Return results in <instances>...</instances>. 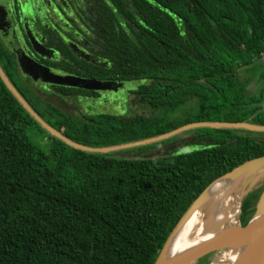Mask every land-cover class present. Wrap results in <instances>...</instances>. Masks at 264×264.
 <instances>
[{"label":"trees","instance_id":"trees-1","mask_svg":"<svg viewBox=\"0 0 264 264\" xmlns=\"http://www.w3.org/2000/svg\"><path fill=\"white\" fill-rule=\"evenodd\" d=\"M98 4L97 41L105 46L108 65L80 75L144 80L134 91L141 103L170 111L196 100L195 115L181 123L163 122L160 115L147 120L62 112L22 81L14 55L0 40L1 66L52 126L83 144L107 146L194 121L264 124V71L253 75L264 57V0ZM254 81L262 83L255 94ZM33 127L43 136L38 144L27 133ZM188 145L196 148L182 152ZM120 151L91 153L54 138L0 77V264H155L193 201L217 178L264 155V133L205 127L153 157H118ZM259 186L253 184L242 203V225L255 213Z\"/></svg>","mask_w":264,"mask_h":264},{"label":"flooded vegetation","instance_id":"flooded-vegetation-1","mask_svg":"<svg viewBox=\"0 0 264 264\" xmlns=\"http://www.w3.org/2000/svg\"><path fill=\"white\" fill-rule=\"evenodd\" d=\"M98 8V0H0V40L14 55L16 70L22 81L30 84L32 89L45 93L53 102L62 103V99L64 102L68 98L66 96L78 100L80 96V92L64 95L57 90V86H71L47 83L25 73L18 62L19 49L51 73L108 80L80 75L90 72L97 65H108L105 46L97 41L100 38ZM91 91L97 94L102 90ZM240 217L238 223L241 224Z\"/></svg>","mask_w":264,"mask_h":264},{"label":"water","instance_id":"water-1","mask_svg":"<svg viewBox=\"0 0 264 264\" xmlns=\"http://www.w3.org/2000/svg\"><path fill=\"white\" fill-rule=\"evenodd\" d=\"M39 50V47L37 48ZM18 62L22 70L28 75L32 76L34 79H41L47 83H53L57 85L71 86L76 88H82L86 90H106L109 88H115L116 86L125 85L124 81H108V80H96L92 78H84L76 75H57L51 73L47 67H44L34 60L30 59L24 54L22 50H17ZM0 77L19 101V103L25 108V110L44 128L51 136L57 138L67 145L86 152L91 153H109L119 150H124L133 147H139L143 145H148L158 141L169 139L183 131L198 127H210V128H228V129H243L253 132H263L264 124L253 123L249 121H194L183 124L176 127L170 131H166L159 135L129 141L120 144L107 145V146H90L83 144L81 142L75 141L70 137L66 136L63 131L55 128L50 123H48L43 117L38 114V112L31 106V104L24 98V96L19 92L16 86L12 83L5 70L0 64ZM264 169V155L249 159L242 164L236 166L231 171L225 173L221 177L213 181L189 206L186 212L182 215L176 227L168 237L164 247L162 248L160 255L155 264H159L161 257L166 249V247L171 242V239L180 229V227L189 219V217L198 209H201L205 204V195L211 185L217 180L224 177H232L233 179H239L241 176H253L260 170ZM250 188V187H249ZM247 189V193L249 191ZM243 197L241 205L247 195ZM241 207V206H240ZM240 211V210H239ZM257 216H264V188L262 194L256 204V210L253 217L246 225L240 223H235L225 227V231L222 235L214 237L208 241H205L199 245L194 250L186 252L167 264H192L198 259L204 256L228 247L227 242L232 239L238 233L242 231H253V238L251 244L246 249L243 256L236 264H264V219H259L254 221Z\"/></svg>","mask_w":264,"mask_h":264},{"label":"rangeland","instance_id":"rangeland-1","mask_svg":"<svg viewBox=\"0 0 264 264\" xmlns=\"http://www.w3.org/2000/svg\"><path fill=\"white\" fill-rule=\"evenodd\" d=\"M260 62V63H259ZM259 66L254 71L253 75L257 74L261 68L264 71V57L257 61ZM244 75V73H242ZM245 77V76H244ZM145 83L144 80H129L125 85L116 86L115 88H109L102 91H97V94L87 95L83 93H79L80 96L77 100L75 97L66 96L64 102L62 99V103L59 101L53 102L51 104L58 107L62 112L72 113L76 116L81 117V114L85 115H95L101 113H109L122 117H135L142 115L147 120H153L157 118L159 115L160 119L163 122L165 121H175V122H185L187 118H192L195 115V109L198 107V103L196 100H190L188 103L183 104L177 110H156L150 107L147 104H143L139 101L138 94L135 91L141 84ZM262 83H257L256 81L252 82L250 85V92L255 94L261 88ZM50 94V93H48ZM56 98V97H54ZM205 128L198 127L188 129L183 131L169 139L168 141L158 143L156 145H144L139 147H133L131 149H125L118 153V157L124 158H141L142 156L153 157L157 154H162L164 151L170 148L174 143L178 141H182L183 139H187L191 135L196 134L197 129ZM240 130V129H239ZM243 130V129H241ZM30 138L38 144L40 139H43L42 134L38 131L36 127L28 129L27 131ZM41 134V135H40ZM148 146V147H146ZM196 147L192 145H188L187 147L182 149V152L190 151ZM253 184H259L261 187L263 185L264 188V169L260 170L253 176H241L237 182L230 188V192L228 193V197L231 196L233 198V208L231 212H237L236 216L233 219L226 220L224 222V226H229L230 224L238 223V219L241 211V201L245 194L247 193V189L251 187ZM262 188V190H263ZM213 202H209L207 205L202 207V218L204 220L205 226L207 229L216 230L218 227L217 222L214 221V217L211 213ZM240 210V211H239ZM232 250L229 248L220 249L214 251L206 256L203 260L207 262V264H220L222 259H228L232 254ZM201 259V258H200ZM198 259L196 262L192 264H203V261Z\"/></svg>","mask_w":264,"mask_h":264},{"label":"bare ground","instance_id":"bare-ground-1","mask_svg":"<svg viewBox=\"0 0 264 264\" xmlns=\"http://www.w3.org/2000/svg\"><path fill=\"white\" fill-rule=\"evenodd\" d=\"M238 180L239 179L235 180L232 177L221 178L211 185L205 195L204 206L211 201L213 202L211 213L214 217V221L218 224L217 229L209 231V229L206 228L202 218V208L198 209L173 236L159 264H167L174 258L194 250L205 241L222 235L225 231V219H233L238 212H231L234 206L233 198L227 196L231 190L230 188H232ZM259 219H264V216H257L254 221ZM235 237V242L231 247L233 253L227 260L222 259L220 264H236L251 244L253 231H242L240 234L238 233L235 235Z\"/></svg>","mask_w":264,"mask_h":264}]
</instances>
